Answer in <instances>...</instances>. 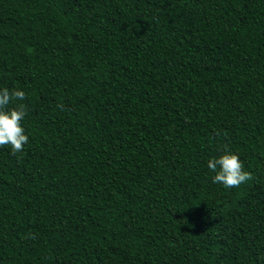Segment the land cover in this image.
<instances>
[{"label":"trees","instance_id":"16d2710c","mask_svg":"<svg viewBox=\"0 0 264 264\" xmlns=\"http://www.w3.org/2000/svg\"><path fill=\"white\" fill-rule=\"evenodd\" d=\"M4 88L0 264H264V0H0Z\"/></svg>","mask_w":264,"mask_h":264},{"label":"clouds","instance_id":"9594fccd","mask_svg":"<svg viewBox=\"0 0 264 264\" xmlns=\"http://www.w3.org/2000/svg\"><path fill=\"white\" fill-rule=\"evenodd\" d=\"M25 99L26 93L22 90H0V146L10 145L13 153L22 152L28 143L29 137L22 127L28 109L23 103H16L12 108L8 106L13 101L22 102ZM207 167L215 173L212 182L225 188L239 187L253 178L250 172L244 170L239 156L227 147L219 157L209 159Z\"/></svg>","mask_w":264,"mask_h":264}]
</instances>
